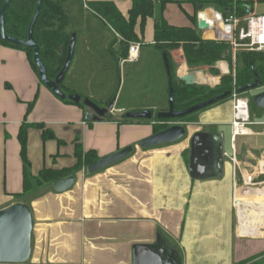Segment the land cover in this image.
<instances>
[{"label": "crops", "instance_id": "obj_1", "mask_svg": "<svg viewBox=\"0 0 264 264\" xmlns=\"http://www.w3.org/2000/svg\"><path fill=\"white\" fill-rule=\"evenodd\" d=\"M60 1L70 19L69 31L76 35L73 62L63 86L102 108H106L116 95L115 106L118 104L123 66L144 61L147 53H161L155 47L157 20L164 17L173 26L194 27L203 40H208L199 28L198 15L215 9L169 3L163 11L161 1L152 0L156 8L153 17L146 22L144 33H141L140 24L136 28L139 56L135 62H128L129 50L127 57H122L126 51L122 38L88 6L94 2L113 3L128 18L131 0ZM243 1L253 2L250 9L257 15H264V0ZM158 3L161 4L160 13L157 12ZM170 4L178 5L187 18L172 10ZM194 16L197 17L196 26L191 20ZM238 54L234 58L230 48L229 58L214 67L219 76H213L212 67L190 69L182 49L171 53L179 80L190 72H195L197 77L206 72L207 78L202 79L201 86H216L224 76L235 78ZM115 62L119 85L111 98L115 88L111 75ZM184 68L186 71L181 74ZM209 79L214 80L213 84H205ZM262 93L264 88L241 94L250 102L254 124L247 137L234 139L230 98L199 113L194 122L186 124L185 140L144 150L140 142L155 135L154 123L119 126L118 121L122 120L118 119H124L123 115L128 112L156 108L142 104L117 107L111 113L117 122H88L85 109L57 99L42 84L39 72L25 52L0 45V210L16 203L30 208L34 228L32 255L27 264H133L134 247L155 244L158 234L179 252L182 264H241L247 261V264H264V235H260L261 230L264 231V110L253 103V98ZM165 106L160 105L157 111L169 108ZM38 124L51 131L55 139L45 140L43 130L33 127ZM25 125L31 126L27 131V157L29 171L34 176L45 168H73L77 164L75 141L78 137L84 152L94 151L100 159L128 147L136 151L125 161L89 176L83 193L78 187V174L76 185L64 194L50 187L38 196L16 198L24 192L20 134ZM196 133H211L223 140L226 159L219 177L191 178L190 145ZM234 157L238 168L232 161ZM247 177L252 178L248 188L244 185ZM240 199H246L250 203L249 210L258 216L257 224L244 230V234L251 237L260 235L255 241H246L238 234Z\"/></svg>", "mask_w": 264, "mask_h": 264}, {"label": "trees", "instance_id": "obj_2", "mask_svg": "<svg viewBox=\"0 0 264 264\" xmlns=\"http://www.w3.org/2000/svg\"><path fill=\"white\" fill-rule=\"evenodd\" d=\"M6 0H0V11ZM132 9L129 17H125L117 6L108 2H94L89 4V9L104 20L123 40L125 50L123 58L127 57L129 47L133 43H139V36L136 32L137 26L140 24L141 33H144L146 22L152 18L155 12V2L152 0H131ZM176 2L180 6L183 3L191 4L195 9L200 6L212 5L217 7L225 15L236 13L238 17H243L246 10L252 7L253 2L243 0H163L161 1L163 11L169 3ZM38 0H11L5 14V31L10 37L27 40L28 31L31 21L34 17ZM193 24L196 26L197 17H191ZM70 19L66 15L63 3L60 0H43L41 11L34 29V37L40 47V57L47 68L48 77L54 81L63 69L68 56V49L71 43L73 33L69 31ZM1 31V26H0ZM1 46L25 52L34 69L38 72V68L34 63V51L31 49L19 47L8 42L0 41ZM155 47L169 62L173 88L175 92L174 109L177 112L187 110L195 105L205 103L219 95L227 92L233 93L234 87L238 89L253 84L255 81V73L264 86V55L257 53H239L237 56L238 66L236 77L232 75L219 78V82L215 87L210 86H186L176 76L175 66L171 53L182 49L185 55L187 65L190 69L196 70L201 67H212L210 73L213 76H219V72L214 67L224 59H228L230 46L224 43L203 40L199 32L194 27H176L168 23L162 17L155 24ZM63 92L67 95L73 92L61 86ZM231 96L225 100L203 109L193 115L187 116L179 120H160L155 118L154 124L155 134L167 130L171 127V123L175 122H194L199 113L208 110L216 105L228 101ZM66 104L74 105L70 100L63 101ZM85 109L84 105H78ZM33 104L30 106V110ZM155 113V112H154ZM158 112L155 113V115ZM188 120V121H187ZM113 121V119L108 120ZM120 123H152L146 120L123 119ZM38 129L43 130L44 139H55L53 133L45 129L44 125H34ZM31 126H23L20 134V142L22 145V159L24 163V192L23 195L16 196L21 198L32 195L37 191L53 185L54 182L77 175L84 169L101 160L96 152L90 151L85 153L81 144V138L75 141L77 164L71 169L55 170L43 169L38 176L30 173V162L27 157V131ZM243 262L241 264H247Z\"/></svg>", "mask_w": 264, "mask_h": 264}, {"label": "water", "instance_id": "obj_3", "mask_svg": "<svg viewBox=\"0 0 264 264\" xmlns=\"http://www.w3.org/2000/svg\"><path fill=\"white\" fill-rule=\"evenodd\" d=\"M11 0H6L0 11V41L8 42L13 45L31 49L34 51V63L38 68L41 81L48 87L61 101L70 100L75 105H84L86 108L85 116L88 122L101 123L112 119V112L115 102L109 107L102 108L92 100L83 99L80 95H67L61 86L71 67L76 45V35L73 34L68 49V56L65 65L54 81L48 77V71L40 57V47L34 37V29L41 11L43 0H38L34 17L31 21L28 39L19 40L10 37L5 31V14ZM203 13V12H201ZM199 28L208 30L209 26L200 18ZM168 78H169V108L158 112L153 111L128 112L123 115L124 119L151 121L155 118L160 120H179L193 115L214 104L227 100L231 93L227 92L219 95L205 103L195 105L187 110L177 112L174 109L175 92L173 88L171 69L169 62L163 56ZM186 86H201L195 72H190L180 78ZM263 84L255 73L253 84L238 89L240 94H248L263 89ZM255 106L264 110V93L253 98ZM187 136V127L184 123L176 124L169 129L153 135L142 141L140 147L144 150L176 144ZM134 147H128L111 156L103 158L89 166L87 173L90 176L96 175L107 170L133 155ZM223 140L211 133H196L191 139L190 145V176L193 179L216 178L222 174V163L225 161ZM77 183V176L72 175L60 179L53 183L52 188L58 194H64L73 188ZM33 216L30 208L21 203L13 204L0 210V264H27L32 255V234ZM133 264H182V258L176 249L169 246L160 234L157 242L153 245H138L133 249Z\"/></svg>", "mask_w": 264, "mask_h": 264}, {"label": "rangeland", "instance_id": "obj_4", "mask_svg": "<svg viewBox=\"0 0 264 264\" xmlns=\"http://www.w3.org/2000/svg\"><path fill=\"white\" fill-rule=\"evenodd\" d=\"M173 1H176V0H173ZM171 4H176V2H173ZM171 4H170V6H172L171 7L172 10H174L176 13H179L180 16L187 18L184 11L181 10L178 7V5L174 6ZM205 7L211 8V9L212 8L218 9L217 7L212 6V5H207ZM160 11H161V4L158 3L157 12L160 13ZM143 43L145 46V42H143ZM117 46L118 45L115 46L116 51H118ZM144 51L147 52V49L146 50L144 49ZM144 58H145V60L141 61L140 63H136V64L131 63V64H126L125 66H123L124 77H123L122 82H121V88L118 92L119 93L118 94L119 95L118 104H116L115 108H117V107L118 108H120V107H132V106L142 104L145 106H151V107H153V109L156 108L153 111L156 113V112H160V111H157V109H160L159 108L160 105H166L165 107H167V108L169 107V78H168V74H167V70H166V66H165L163 56L161 55V53L155 52V53H147ZM114 64L115 65H113V66H115V71L113 69L111 75H112V81L113 80L115 81V86H114L115 88H113L114 89L113 94H111L109 96L111 98L113 97L112 95H114V93L116 92V89L119 85L118 72H117L118 64L116 62ZM176 69H177V71L179 70L178 67H176ZM184 71H186V68H184ZM204 73H206V72H204ZM204 73L202 75H199V77H201L202 79L207 78L206 76H204ZM209 80L210 81L207 84H213L214 80L213 79H209ZM42 84L46 87V85L43 82H42ZM210 87H215V86L210 85ZM46 88L51 93H53L48 87H46ZM53 95L57 99H59L54 93H53ZM117 98L118 97L116 95L114 97V99L111 102H109V104H106V107L107 106L109 107L113 102H116ZM83 99H85V98H83ZM75 106H78V105H75ZM112 119L114 120V122H117V118H114V116ZM118 120H123V119L120 118ZM151 121H152V123H150V124L149 123H143L144 124L143 126H150L153 123L156 124L155 119H153ZM118 122H119V126L128 125V124L120 123V121H118ZM182 123L188 124V123H190V121L189 122H182ZM176 124H179V122L171 123V127L176 125ZM133 125H137V124H133ZM138 125H142V123H139ZM186 127H187V125H186ZM135 151H134V154H135ZM134 154L132 156H134ZM186 157H187V161H188L189 153L186 154ZM78 174L80 175L78 187L81 190V192L83 193V191L86 190V189H84V187L86 186V181L90 175H88L87 169L82 170ZM114 178L118 179V176H114ZM50 187L51 186H47V187L37 191L36 193H34L32 195L33 196L41 195V194H43V192L46 188H50ZM242 200L243 199L239 200V201H241V203H243L242 207L240 205L241 203L240 202L238 203V216H239V222L237 223L238 234H239L240 238L245 239L246 241L247 240L248 241H252V240L255 241V240H257L256 238L259 239L260 235L261 236L264 235V231L261 230V234L259 235V237H251V236L244 234V230L246 231L247 228H249V226L251 228L257 224L258 216L256 215V213L254 211L249 210V208L247 206L249 202L246 201V199L243 201Z\"/></svg>", "mask_w": 264, "mask_h": 264}, {"label": "built area", "instance_id": "obj_5", "mask_svg": "<svg viewBox=\"0 0 264 264\" xmlns=\"http://www.w3.org/2000/svg\"><path fill=\"white\" fill-rule=\"evenodd\" d=\"M200 18L209 26L208 30H201L209 37L208 40L230 46L234 52V58L240 52L264 55V15H257L250 8L246 10L243 17H238L235 12L225 15L220 10L213 9L199 13V21ZM139 51L140 44H131L127 61L135 62ZM231 99L233 102L234 139L247 137L251 134V126L254 125L250 117V102L242 97L237 87H234ZM232 161L238 168L236 157ZM244 185L246 188L251 186L252 178L247 177Z\"/></svg>", "mask_w": 264, "mask_h": 264}, {"label": "bare ground", "instance_id": "obj_6", "mask_svg": "<svg viewBox=\"0 0 264 264\" xmlns=\"http://www.w3.org/2000/svg\"><path fill=\"white\" fill-rule=\"evenodd\" d=\"M184 67V66H183ZM223 70H224V72H226L227 71V69H226V67H224L223 68ZM181 74H184L185 73V71L182 69L181 71ZM197 79H198V81L202 84V78L201 77H197ZM207 84V83H206ZM243 204V203H242ZM254 208V207H253Z\"/></svg>", "mask_w": 264, "mask_h": 264}, {"label": "flooded vegetation", "instance_id": "obj_7", "mask_svg": "<svg viewBox=\"0 0 264 264\" xmlns=\"http://www.w3.org/2000/svg\"><path fill=\"white\" fill-rule=\"evenodd\" d=\"M107 107H108V106H107ZM107 107H106V108H107ZM85 110H86V108H85Z\"/></svg>", "mask_w": 264, "mask_h": 264}]
</instances>
